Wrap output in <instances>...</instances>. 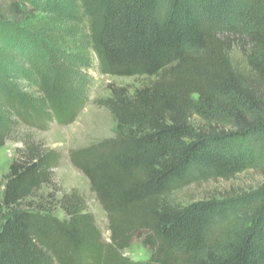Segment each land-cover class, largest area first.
<instances>
[{
    "label": "trees",
    "instance_id": "trees-1",
    "mask_svg": "<svg viewBox=\"0 0 264 264\" xmlns=\"http://www.w3.org/2000/svg\"><path fill=\"white\" fill-rule=\"evenodd\" d=\"M8 1L0 41L26 61V45L40 41L28 64L38 96L14 88L0 66L1 103L38 128L71 124L83 103L68 82L77 63L61 48L59 25L72 0ZM200 3L227 7V29L212 13L196 15ZM84 9L101 71L144 80L134 90L111 88L104 103L114 135L72 154L108 216L110 238L77 194L43 198L58 155L27 144L4 176L0 264H264V220L240 223L225 200H170L195 183L250 169L264 176V0H93ZM234 45L246 71L233 64ZM17 73L30 76L22 66ZM4 117L0 108V147ZM135 238L151 251L145 262L123 254Z\"/></svg>",
    "mask_w": 264,
    "mask_h": 264
},
{
    "label": "rangeland",
    "instance_id": "rangeland-1",
    "mask_svg": "<svg viewBox=\"0 0 264 264\" xmlns=\"http://www.w3.org/2000/svg\"><path fill=\"white\" fill-rule=\"evenodd\" d=\"M97 1L94 0L95 3ZM92 2L93 0H72L71 5L74 10H68L65 14L68 17L59 25V28L65 31L62 35L61 48L66 50L65 52H70L72 58H76L75 62L77 63L68 81L73 85L76 94L80 95L83 103L82 111L77 118L69 125L49 122L45 128H38L26 122V119L18 115L11 105L0 101V108L5 114L2 123L5 128V141L4 145L0 147V196L4 189V176L18 151L27 144L44 146L55 152L58 159L53 170V181L49 187L42 191L43 198L45 199L49 193L57 197L70 193L77 194L84 200L85 211L94 217L104 239L109 241L108 216L91 188L90 180L72 163V154L114 135L116 121L104 103L111 96V88L123 86L134 90L144 80L139 77L110 76L101 71L99 56L92 48V41L89 39L93 17L89 11L84 9L87 3L92 4ZM202 3L193 6V12L200 17H206L207 13H212L211 19L227 29L229 15H231L229 9L225 6H218L217 3L207 7ZM8 4V0H0L1 12L7 13ZM2 40L0 41V66H3L5 72L9 73L8 76H13L8 78V82L23 94H30L37 98L38 83L35 79L32 81L35 76L28 64L31 62V55L38 50H34L35 46L41 45L40 41L34 38L31 44L26 45L30 60L26 61L22 58L17 59L15 57L17 54L15 55L11 47H6ZM6 43L8 44L9 41ZM241 49L240 46L234 45L230 49V55L235 67L246 71L247 65ZM18 66H22L28 73L30 72L28 77L30 80L23 79L17 73ZM192 121L196 124L202 123V120L197 116ZM263 183L262 172L250 169L229 179H212L192 184L173 193L170 200L184 205L208 198L225 200L233 207V210L242 214L237 215L236 218L240 223L241 219H247L246 222L249 220L252 224L256 219L264 220V192L260 190ZM55 213L60 218L65 216L59 210H56ZM123 254L134 261L145 262L149 259L151 251L143 243L142 238H135L131 245L123 250Z\"/></svg>",
    "mask_w": 264,
    "mask_h": 264
}]
</instances>
